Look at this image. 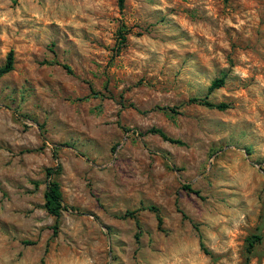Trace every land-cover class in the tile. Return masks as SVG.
<instances>
[{
	"label": "rangeland",
	"instance_id": "374dc122",
	"mask_svg": "<svg viewBox=\"0 0 264 264\" xmlns=\"http://www.w3.org/2000/svg\"><path fill=\"white\" fill-rule=\"evenodd\" d=\"M10 51L0 264H264V0H0V68ZM57 166L77 211L54 233Z\"/></svg>",
	"mask_w": 264,
	"mask_h": 264
},
{
	"label": "trees",
	"instance_id": "16d2710c",
	"mask_svg": "<svg viewBox=\"0 0 264 264\" xmlns=\"http://www.w3.org/2000/svg\"><path fill=\"white\" fill-rule=\"evenodd\" d=\"M123 2H124V0H118V6L120 9L123 8ZM124 39H125L124 36H121V40H124ZM13 63H14V55H13V52L10 51L7 54L4 65L0 68V78L13 70ZM55 64L60 65L67 73H71L69 66H67L65 64H58V63H55ZM223 84H224V78L223 77H221L219 79H215L214 81H212L211 85L209 86L208 91L212 92L213 90L221 88L223 86ZM98 95H100V92H97L92 87H90L89 94L87 97H89V96L96 97ZM187 103L188 104H197V105H201V106L211 108V109H216V110H225L228 108V105L224 104V103L212 104L211 102H209L207 100L206 97H204V98H190L187 101ZM155 109L164 110V111H171L172 113H176V109L174 107L169 108V107L157 106V107H155ZM123 130L126 132L130 131L129 129H126V128H123ZM143 134L158 135L160 138H162L163 140L168 141L170 143H174V144H178V145L182 144V142L180 140L169 138L162 130L157 129V128L148 129ZM55 155H56L55 152H53L54 157H55ZM59 169H60V166H57L55 168H47L45 170V176H46V179L48 180V183L46 186V190L44 192L43 208L45 209V211L49 215H51L55 218V224L53 226V232L54 233L57 230L58 219L60 218L62 212H64V211L65 212L66 211H77L74 207L65 205L63 203L59 185L56 181L52 180L53 175L58 173ZM183 189L190 192V193H193V194L199 196V191L193 190L189 185H183ZM147 209L155 214L156 219H157V223H158V227H160L162 225V218L160 216L159 210L153 206L148 207ZM136 213H137V210L136 211H127L125 214L121 215L120 218H122V219L131 218V219H134L136 221ZM136 224H137V226H139L137 221H136ZM259 239L260 238L258 236H251L248 239V247H247V251H246L247 254L250 253L251 249L254 246L255 241H258ZM199 246L201 249H204L200 235H199ZM244 264H249V256H247L245 258Z\"/></svg>",
	"mask_w": 264,
	"mask_h": 264
}]
</instances>
